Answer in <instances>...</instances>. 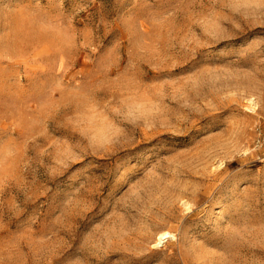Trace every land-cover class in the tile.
I'll return each instance as SVG.
<instances>
[{
    "label": "rangeland",
    "instance_id": "rangeland-1",
    "mask_svg": "<svg viewBox=\"0 0 264 264\" xmlns=\"http://www.w3.org/2000/svg\"><path fill=\"white\" fill-rule=\"evenodd\" d=\"M0 264H264V0H0Z\"/></svg>",
    "mask_w": 264,
    "mask_h": 264
},
{
    "label": "bare ground",
    "instance_id": "bare-ground-1",
    "mask_svg": "<svg viewBox=\"0 0 264 264\" xmlns=\"http://www.w3.org/2000/svg\"><path fill=\"white\" fill-rule=\"evenodd\" d=\"M169 235H170V232L166 231V232L161 233L159 238L163 239V238L169 237Z\"/></svg>",
    "mask_w": 264,
    "mask_h": 264
},
{
    "label": "snow or ice",
    "instance_id": "snow-or-ice-1",
    "mask_svg": "<svg viewBox=\"0 0 264 264\" xmlns=\"http://www.w3.org/2000/svg\"><path fill=\"white\" fill-rule=\"evenodd\" d=\"M71 255V253H69V256Z\"/></svg>",
    "mask_w": 264,
    "mask_h": 264
}]
</instances>
